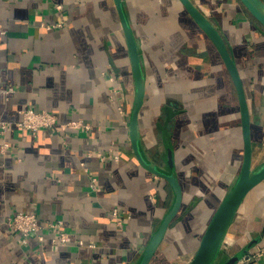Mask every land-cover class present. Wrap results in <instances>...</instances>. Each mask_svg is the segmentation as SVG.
Segmentation results:
<instances>
[{
	"label": "crops",
	"instance_id": "crops-1",
	"mask_svg": "<svg viewBox=\"0 0 264 264\" xmlns=\"http://www.w3.org/2000/svg\"><path fill=\"white\" fill-rule=\"evenodd\" d=\"M121 1L146 78L140 144L165 169V143L171 146L182 190L180 209L148 264H188L241 167L236 91L215 47L178 0ZM191 1L235 61L257 165L264 159V31L238 0ZM59 20L62 28H41ZM108 73L120 88L113 101ZM8 86L13 92L0 93L1 120L16 122L18 111L31 107L54 113L59 123L91 128H40L36 135L11 128L0 139L10 145L0 155V264H136L172 191L141 167L131 148L134 85L113 0H0V87ZM97 152L106 159L100 161ZM88 175L96 177L100 191L91 189ZM113 207L130 218L114 223ZM17 212L62 220L68 243L53 245L47 234L43 246L33 239L21 245L4 224ZM254 238L252 260L243 264H264V180L242 201L223 255Z\"/></svg>",
	"mask_w": 264,
	"mask_h": 264
},
{
	"label": "water",
	"instance_id": "water-1",
	"mask_svg": "<svg viewBox=\"0 0 264 264\" xmlns=\"http://www.w3.org/2000/svg\"><path fill=\"white\" fill-rule=\"evenodd\" d=\"M178 1L189 17L211 41L226 67L236 91L243 143L242 163L239 172L234 182L219 202L215 212L200 236L195 253L188 264H237L244 256L248 255L249 250L257 243L258 239H251L241 249L235 252L227 250L226 258L221 260H219V258L224 251L225 239L242 201L253 188L264 180V159L257 165H253L252 163L250 115L246 96L235 61L228 51L224 38L191 0ZM238 1L264 31V1ZM113 2L125 37L134 85L133 100L127 124L131 148L141 167L152 175L164 180L172 191V201L136 263L148 264L168 226L180 209L182 190L174 171L172 151L170 149L167 150V169H165L150 161L142 150L138 131V114L144 101L146 78L136 40L126 17L122 1L113 0Z\"/></svg>",
	"mask_w": 264,
	"mask_h": 264
},
{
	"label": "built area",
	"instance_id": "built-area-1",
	"mask_svg": "<svg viewBox=\"0 0 264 264\" xmlns=\"http://www.w3.org/2000/svg\"><path fill=\"white\" fill-rule=\"evenodd\" d=\"M56 10L60 9L57 5ZM63 27V21L59 20L55 23L41 24V28L44 30H51ZM108 79L112 83L109 89L110 100L113 101L119 95L120 88L117 84L116 76L113 73H108ZM13 92V87L8 86L5 88L0 87V93L5 96ZM121 112V108H118ZM20 115L19 120L16 122L3 121L0 119V139L5 136L7 131L11 128H16L20 130H25L32 135H36L40 128H59V130L64 131L66 129H84L89 130L91 126L88 123H81L79 121H70L66 123H59L57 116L47 110H35L31 107L20 109L18 111ZM10 149V145L7 141L0 140V155H4ZM91 155V154H89ZM96 157L100 161L106 159L104 153H96ZM113 159H118V155H109ZM82 168H86L83 162H80ZM89 185L93 191H100L97 186L96 177L88 175ZM130 217L125 215L124 212L119 207H113L109 211V219L114 223L121 225L124 220H128ZM4 224L11 230V232L19 235L20 244L27 246L31 239H33L38 245L43 246L46 235L49 234V242L53 245H64L69 241V235L64 227V222L62 220H44L42 217L34 212H17L11 216H8ZM78 245H83L82 240H78ZM92 246V245H90ZM252 260L251 256H244L241 261L237 264H243Z\"/></svg>",
	"mask_w": 264,
	"mask_h": 264
},
{
	"label": "trees",
	"instance_id": "trees-1",
	"mask_svg": "<svg viewBox=\"0 0 264 264\" xmlns=\"http://www.w3.org/2000/svg\"><path fill=\"white\" fill-rule=\"evenodd\" d=\"M173 114H174V110L170 109L169 112H168L169 118L172 117ZM165 147H166V152H167L168 149H170L172 151V148H171V146L168 143H165ZM224 258H226V255H223V253H222L220 258H219V260L224 259Z\"/></svg>",
	"mask_w": 264,
	"mask_h": 264
}]
</instances>
